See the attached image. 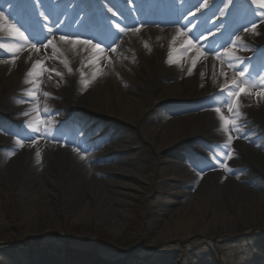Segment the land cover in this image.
Returning <instances> with one entry per match:
<instances>
[{
    "label": "rangeland",
    "instance_id": "obj_1",
    "mask_svg": "<svg viewBox=\"0 0 264 264\" xmlns=\"http://www.w3.org/2000/svg\"><path fill=\"white\" fill-rule=\"evenodd\" d=\"M5 1L9 3L4 4ZM15 1L0 0V3L4 4V7L0 5V13H2L0 27L4 31L10 30V26L20 30L17 21L28 17L24 11L27 7L22 3L25 6H22L24 8L22 10L21 5L16 4ZM52 1L55 3L54 6ZM69 1L26 0L24 3L28 4V8L30 7V11L35 15L38 12L41 13L45 7L54 12V16L58 18L56 27L64 28V30L60 32V35H52V38L56 36L58 39L60 36H67L75 40V37L69 36L67 31L70 34L72 30L86 32L81 24L85 16H90L91 13H86L85 9L82 13L83 18L78 21V24L71 22L77 7V3L74 1L77 0H73V4L66 5ZM147 1L151 4L154 3L153 0ZM178 3L179 5L175 7L176 10L173 13L175 17L180 18V21L174 26H169V31L182 30L181 26L183 25L189 30L187 37L194 40L193 42L198 47L203 48V52L210 48L218 49L225 57L226 65L219 74L214 76L215 79L212 81L200 76L191 86V77L189 75L184 77L185 90L193 89L194 95L205 96L208 92L210 95L193 101L184 100L178 94L171 93V98L165 104L158 105L152 110L154 112L158 108L159 113L163 115L161 118L164 120L175 117L183 118L203 112L211 113L209 119H201V125L198 130H195L196 132L184 131L167 142L160 140L161 150H159L145 138L146 124H141V127L140 124H136L131 119L126 120V118L122 120L126 129L123 131L121 141L115 140L112 147L108 142L103 143L104 154L112 159L105 161L104 165L119 167L117 162L122 161L127 170L142 180L138 182L116 177L119 181L131 182L136 186L135 191L119 187L120 198L128 206L124 209V214L116 217V220L114 219L117 215L115 213L111 217L100 219L69 213L68 215H59L61 230L57 234L35 236L25 234L27 224L24 221L23 209L31 202L22 199V192L29 189L30 185L36 181L45 180L46 187L52 191L42 194L35 204L43 206L45 201L49 200L56 206L58 213L62 211L59 198L60 190L57 187L56 179L59 168L65 165L67 157L71 154L70 151L63 150L65 147L71 146L63 140L68 137H79L77 132L79 124L71 125L70 123L73 121H68L69 119L73 120L72 117L69 118L63 114L65 102L58 90L62 81L56 76L50 75L55 96L47 88H44V94L47 93L46 96L50 99L49 106L52 110L47 113L43 125L37 124L36 127L24 125L19 120L25 118L13 115L14 112L18 113L22 106L28 104L27 99L31 96L30 90L23 86L27 79L23 71L24 61L19 60L4 69L0 68V264H33L42 260L40 258H45L43 260L47 264H93L94 257H97L102 264H264V220L263 217L254 220L251 215L247 218L237 216L232 227L219 224L213 227L209 234H196L187 239L176 237L156 249L151 248V243L158 241L159 232L167 221L165 212L171 208L169 204L180 201L182 191H195L202 183L201 177L205 178L203 189L206 195L213 196L214 193L221 190L220 187L224 180L222 172H232L237 168V165H226L224 158L230 154L225 152V148L221 144L211 141L210 130H213L214 119L230 112V105L233 114L236 113V109H240L242 113L246 112V99L249 96H254L259 89L249 88V91L253 93L251 95L241 93L238 103L237 98L233 95L227 97L225 89L233 88L231 86L233 78L237 82L249 81L239 76V67L241 64L248 65V74L252 75L257 60H247V58L254 55L258 46H264V23H258L254 31L251 28V22L258 20V16L253 15V11L259 12L264 9L253 5L251 0H206V7H200L205 3V0H179ZM197 8L200 10L197 11ZM231 14L233 19L243 21L244 26L234 30V34L228 33L217 39L214 34L225 28L224 22ZM162 17L164 20L167 19L165 15ZM136 18L132 24H136L138 20ZM207 18L210 19L207 20ZM208 21H211V27ZM154 27L157 28V32L162 29L159 25ZM245 27L249 31L245 32L243 30ZM49 28L50 26L44 25V29ZM28 30L33 35H39L36 33L38 29L36 30L35 25L29 27ZM145 30L141 31L145 32ZM100 31L92 33L98 37ZM108 36L113 38L115 34L112 33ZM197 37L199 39H196ZM170 38L172 40L170 43L173 45L174 40L178 37L171 34ZM37 41L36 38L29 43L37 46ZM124 41L120 42L124 43ZM61 43V47H65V42L61 41ZM86 46L77 42L73 49H81ZM88 47L91 48L90 45ZM185 49V45L173 48L175 54L183 53ZM229 49L231 52L228 51ZM260 55H262L263 64L264 53ZM63 57L68 58V54L64 53ZM245 57L246 59H244ZM59 59H62V55ZM180 59L169 60L172 62H170L171 64L178 60L177 66L170 71L172 74L178 73L182 69L183 61ZM156 60L157 58L153 57V54L146 52H139L136 56L131 57V62L136 66V69L142 72L144 70L141 66L143 62L153 63ZM261 72L263 70L255 75L258 81L264 78ZM144 73L146 72L144 71ZM9 76H13V78L7 81ZM125 88L136 90L137 87L132 80L128 79ZM217 107L221 109L220 113L215 111ZM83 113L86 120L83 123L87 126L84 133L91 134V142L102 138L101 134L94 132L95 128L99 131L104 126L107 127L108 122L112 124L111 122L114 120L120 121L117 117L110 118L107 115L93 117L89 111ZM55 114L60 116L61 122L52 124V126L47 125L52 122V117ZM75 121L77 122V120ZM158 121L161 122V120ZM151 123L150 121V125ZM21 130L28 134L24 139L19 135ZM257 134L260 135L261 132ZM189 141L199 149L190 148L187 144ZM44 143L50 147L52 154L45 159L44 172L34 175L30 169L23 170L19 165L21 154L34 157ZM15 146H18V149H15ZM119 148L128 154L129 159L122 156L114 160L115 153ZM86 152L94 153L92 149H88ZM165 156L170 158V161H166ZM177 156L184 158L178 159ZM193 171H197V174L193 175ZM11 243L14 244V247L10 246ZM47 245H52V247ZM74 251L88 256L79 257L77 260Z\"/></svg>",
    "mask_w": 264,
    "mask_h": 264
},
{
    "label": "bare ground",
    "instance_id": "obj_2",
    "mask_svg": "<svg viewBox=\"0 0 264 264\" xmlns=\"http://www.w3.org/2000/svg\"><path fill=\"white\" fill-rule=\"evenodd\" d=\"M105 1L106 3L102 2L97 6L102 17L97 19L92 16V26L112 30L115 35L123 37L125 41L121 43L119 38L113 39L112 43L100 48L102 51L88 46L74 50L75 45L72 43H65V47H61V40L53 39V33H48L46 37L37 41L36 47L39 48V52L33 49L29 42L36 39V35L28 30L31 21H49L51 24L55 21L53 12L47 7L41 13L38 12L37 18L30 20L26 17L24 20L17 21L21 28L19 31L24 34L25 39L15 36L10 30L4 31L0 27V45L6 46L0 47V68L4 69L23 60L25 65L23 71L27 77L23 86L31 92V96L27 99L28 104L22 106L18 113L14 112L13 115L25 118L19 121L26 126L36 127L37 124H44L47 113L52 110L49 106L50 99L44 94V88L55 96L50 80V75H52L62 81L58 90L65 102L63 114L77 120L80 125L79 137H68L63 140L71 145L63 150L70 151L71 154L67 157L65 165L59 168L56 179L60 190L62 211L58 213L56 206L49 200H46L43 206L35 204L42 194L52 191L46 187L45 180L36 181L30 185L29 189L22 192V199L31 202L23 209L24 221L27 224L25 234L35 236L59 233L61 230L59 215L74 213L76 216L86 215V217L100 219L111 217L115 213L117 214L114 217L116 220V217L124 214V209L128 205L120 198L119 187L135 191L136 186L131 182L119 181L116 177L138 182L142 180L127 170L122 161L117 162L119 167L104 165L105 161L112 159L105 155L102 149L104 142L110 143L112 147L115 140L121 141L123 131L126 129L122 120L131 119L141 127V124H146L145 138L156 146V149L161 150L160 140L167 142L184 131L194 133L199 129L201 119L207 120L211 115V113L203 112L183 118L175 117L164 120L158 108L154 112L152 110L158 105L165 104L171 98V93L178 94L184 100L193 101L210 95L209 92L205 96L194 95L193 89L185 90L184 77L188 75L191 77V86L200 76L212 81L226 65L225 57L216 48L203 52V48L198 47L193 41L192 45H188L186 41L190 39L187 37L189 30L183 26L182 30L173 29V32L166 28H160L161 30L157 32L154 25L144 28L145 32L138 31L134 34H128L127 31L122 32L120 29H126L128 23L133 22L135 17H140L141 21L150 24L154 21L165 23V20L161 18L158 8L154 9V13L151 12L149 17L145 19L141 17L143 13L149 14L151 4L147 0ZM177 1L175 0L173 4L178 5ZM74 2L77 3V1ZM8 3V1L4 2V4ZM4 4L0 3L2 7ZM52 4L55 5L54 1ZM68 4H73V0L66 3ZM78 5L73 15V23L78 22L81 12L86 9L83 0ZM111 6L113 9L110 8ZM50 15L53 18H50ZM44 17L50 20H43ZM178 32L182 35H178ZM171 34L178 37L173 45H171ZM49 39L53 40L56 49L51 46L44 47ZM70 40L74 39L70 38ZM182 45H185V51L175 54L173 48ZM111 48H115L116 51H110ZM257 48L258 50L253 55L257 57L252 59L258 61L252 71L253 74H248V65L241 64L239 67V71L245 72L244 78L249 80H246L248 86L261 83L255 75L262 69L261 73L264 75V66L259 59V55L264 53V46L260 45ZM9 49L12 50L9 51ZM139 52L153 54V57L157 58L153 63L143 62L141 64L144 68L143 72L136 69L131 62V57ZM64 53L68 54V58L63 57ZM61 55L62 59H59ZM172 58H181L180 61H183L182 69L178 73L170 72L178 62L176 60L171 64L169 60ZM37 61L41 63L37 64ZM193 61H195V67H193ZM189 69H191V74ZM12 78L13 76H9L6 80L10 81ZM128 79L135 83L136 90L125 88ZM230 89L232 92L236 91L234 88ZM225 92L227 97L231 95L229 89H225ZM245 103L247 106L245 113H242L240 109H236L235 114L233 111L226 112L223 114L224 119L221 117L214 119L213 130H210L211 141L221 144L225 152L230 154L224 158L226 165H237V168L232 172H222L224 180L220 187L221 190L213 196L206 195L203 189L205 178L201 177L202 183L195 191H182L180 201L169 204L171 208L165 212L167 221L159 232L158 241L151 243L152 249L176 237L187 239L196 234H209L211 229L219 224L232 227L237 216L247 218L251 215L254 220L258 217H263L264 220V99H260L257 95L249 96ZM84 111H89L93 117L107 115L110 118L117 117L120 121L113 119L112 124L108 122L107 127L97 128L99 131L95 128L94 132L101 134L102 138L91 142V134L83 133L87 127L83 123L86 121ZM225 119L234 120L235 127L225 124ZM60 120V116L55 114L52 122L47 125L58 124ZM154 120L156 122H153ZM258 132L261 134L258 135ZM19 135L24 139L28 134L21 130ZM229 135L232 137L230 143ZM189 142L187 144L190 148L199 149L198 146L192 145L191 141ZM15 149H18V146H15ZM88 149H92L94 153H87ZM234 153L235 156H233ZM51 155L50 147L44 143L34 157L21 154L19 165L23 170L30 169L34 175H40L44 172L45 159ZM115 155L114 160L122 156L129 159L128 154L121 148L116 151ZM177 157L178 159L184 158L183 156ZM164 158L170 161V158L166 156ZM196 174L197 171H193V175ZM8 181L10 182L9 179ZM10 246L14 247V244L11 243ZM47 246L52 247V245ZM40 259L42 260L33 264H47L43 260L45 258Z\"/></svg>",
    "mask_w": 264,
    "mask_h": 264
},
{
    "label": "snow or ice",
    "instance_id": "obj_3",
    "mask_svg": "<svg viewBox=\"0 0 264 264\" xmlns=\"http://www.w3.org/2000/svg\"><path fill=\"white\" fill-rule=\"evenodd\" d=\"M251 3L253 5H257L259 9H264V0H251ZM206 0H205V3L204 4H201L200 7H206ZM200 9L197 8V11H199ZM253 15H257L258 16V20L257 21H253L251 22V28L252 30L254 31L255 28L258 26V23H264V11H259L257 12L256 10L253 11ZM0 16H2V13H0ZM117 28H119V25H117ZM140 29L139 28H131V29H120V31H133V32H138ZM245 32L249 31V29L247 27H245L243 29ZM10 31L15 35V36H18L22 39H25L24 37V34L22 32L19 31V29L15 28L14 26H10ZM49 31H51V29H49ZM178 35H182V33H179L178 32ZM196 39H199V37H197ZM237 39H239V37H237ZM60 40L65 42V43H72L73 45H75L78 41H75V40H70L69 37L67 36H60ZM79 43H83V44H88L91 46L92 49L94 50H99V51H102V49H100V46L98 44H92L91 41H80ZM186 43L188 45H192V40L189 39L186 41ZM48 46H51L53 49H56V45L53 43V40L52 39H49L48 40V43L46 45H44L45 48H47ZM233 46L234 43H233ZM0 47H6L5 45H0ZM31 47L33 49H35L37 52H39V48L36 47L35 44H32ZM145 47H147V44H145ZM12 49H9V51H11ZM110 51L112 52H115L116 49L115 48H111ZM229 52H231V49L228 50ZM171 62V61H170ZM41 62L40 61H37V64H40ZM231 66V65H229ZM193 67H195V61H193ZM71 69H69L70 71ZM189 73L191 74V69H189ZM222 74L223 71H222ZM57 75H60V73H57ZM245 75V72L244 71H240L239 72V76L240 77H244ZM231 86L233 88L236 89L235 92H232L231 89H229V92L231 95H233L234 97L237 98V103H238V98L239 96L241 95V93H244V94H247V95H251L253 93H251L249 91V88H259V90L255 93V95H257L260 99H264V78L261 79V83L259 85H250L248 86L246 84L245 81L241 80L240 82H237V80L235 78L232 79L231 81ZM227 87V85H226ZM45 95H47V93H45ZM232 110V106L230 105L229 106V111ZM216 112L220 113L221 112V109L219 107H217L215 109ZM237 115H239V113H237ZM221 118L224 119L223 115H221ZM225 124H231L233 127H235V121L234 120H227L225 119ZM225 131H227V129H225ZM228 140H229V143L231 142L232 140V137L231 135H229L228 137ZM83 158V157H82Z\"/></svg>",
    "mask_w": 264,
    "mask_h": 264
},
{
    "label": "trees",
    "instance_id": "obj_4",
    "mask_svg": "<svg viewBox=\"0 0 264 264\" xmlns=\"http://www.w3.org/2000/svg\"><path fill=\"white\" fill-rule=\"evenodd\" d=\"M73 253H75V258L77 260H79V257L88 256V255H86L84 253H80L78 251H74ZM93 264H102V262L97 257H94Z\"/></svg>",
    "mask_w": 264,
    "mask_h": 264
}]
</instances>
